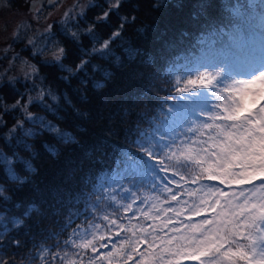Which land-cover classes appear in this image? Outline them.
<instances>
[{
	"label": "snow or ice",
	"instance_id": "1",
	"mask_svg": "<svg viewBox=\"0 0 264 264\" xmlns=\"http://www.w3.org/2000/svg\"><path fill=\"white\" fill-rule=\"evenodd\" d=\"M45 7L54 12L40 24ZM121 7L122 0H104L103 7L92 0H48L39 8L33 4L37 26H28L32 36L23 45L31 58L12 48L21 39L19 29L2 50L7 67L0 71V87H11L15 97L11 104L0 97V128L7 127L6 115L18 112L21 117L4 139L11 143L24 130L25 136L44 135L73 145L88 168L49 193L53 218L68 205L77 211L68 210L59 231L45 235L36 224L41 242L33 241L27 260L16 255L25 243L10 238L11 230L23 231L25 220L0 211V264H264V0L251 5L260 10L258 36L249 22L229 33L216 28L211 45L203 46L202 38L191 44V30L181 27L192 18L178 14L177 23L159 33V50L152 55L123 45L125 25L135 16L119 17L106 38L98 33V28L110 27L108 21ZM154 7L172 6L157 0ZM214 7L211 0H199L194 22L213 29ZM96 8L101 11L89 18ZM82 35L91 47L81 45ZM118 40L123 56L151 66L153 80L162 71L168 86L156 93L141 89L138 96L149 99L153 110L137 114L135 123L121 129L123 141L113 139L111 131L87 142L77 140L53 120L68 122L73 114L83 118L72 101L87 100L80 91L85 85L103 88L97 76L105 83L112 79V72L92 61L120 64L113 51ZM190 44L199 51L189 52L185 45ZM52 81L67 92L57 95ZM134 103L130 98L129 105ZM26 122L33 127L25 130ZM24 148L30 150L28 144ZM42 151L55 156L57 148L44 143ZM0 162L22 186L13 160L2 151ZM23 165L36 171L28 161ZM0 198L9 199L3 185ZM8 248L14 251L10 254Z\"/></svg>",
	"mask_w": 264,
	"mask_h": 264
},
{
	"label": "trees",
	"instance_id": "2",
	"mask_svg": "<svg viewBox=\"0 0 264 264\" xmlns=\"http://www.w3.org/2000/svg\"><path fill=\"white\" fill-rule=\"evenodd\" d=\"M15 1L10 0L9 2L12 4ZM165 2L172 7L167 9L156 8L154 5L157 0H122L119 14L112 16L108 21L110 27H101L97 31L103 38H106L105 34L110 33L119 24V17L128 16L131 18L135 16V21L129 19L126 23L122 42L124 47L136 48L146 55H152L154 51L159 50V33L169 31L177 23L178 14L192 18V22L186 19L184 26L181 27V31L191 30V44H197L202 38L203 46L211 45V42L217 39L214 34L216 28L222 29L224 33H229L234 28H245L247 25H245L243 17L247 23H252L257 29V36L259 35L260 10L251 7L252 4H259V0H211L215 5L214 15L211 17L214 24L213 29H207L204 24L194 22L196 19L195 5L199 0H165ZM93 3L104 6V0H93ZM177 4H183L186 7L177 8ZM47 9L49 11L51 8L47 7ZM100 11L101 8H96L95 11L88 13V17H93ZM26 16L29 17V14ZM31 16L34 17V15ZM87 22H91L90 19ZM22 24H26L27 29L20 27L21 39L12 43V48L22 58L30 59L28 50L24 49L23 45L26 43L31 30L28 28V21L22 22ZM84 26L81 25V27ZM122 42L118 40L113 46L115 55L121 57L120 64L109 65L100 59L92 61L96 64H103L113 75L107 83L102 81L99 76L96 77V81L104 83L103 88L96 89L92 85H85L80 88L81 93L87 96V100L80 103L73 99L72 104L74 109H78L84 114L83 118L78 119L73 114L68 117V122L53 120L61 128L72 132L77 140L87 142L89 138L95 139L97 136L107 135L111 131L115 134L113 139L123 141L121 129L127 127L128 122L135 123L137 114L141 112L151 114L153 110V103L149 99L143 95L138 96L141 89L148 87L153 93H156L161 88L168 86V81L163 76L162 71L153 80V68L151 66L142 64L138 58L135 61H129L126 56H123V48L120 47ZM80 43L82 46L91 47V43L85 39L84 35L81 36ZM191 44L185 45V47L189 52L195 54L199 51V47L193 50ZM8 59H11V56ZM6 64L7 60L3 56L0 59V71H3ZM65 64L69 67L73 66L71 60H66ZM18 65L19 61H17ZM42 74L47 75L48 69L42 68ZM88 76L91 78L92 73L89 72ZM51 86L56 90L57 95H60L61 92H67L63 84L52 81ZM74 87H78V85H74ZM16 88L23 91L20 83L16 85ZM0 97L4 98L5 103L11 104L14 101L15 92L11 87H0ZM69 97L71 98L70 93ZM130 98L135 101L131 106L129 105ZM31 110L38 115L46 116L49 120L53 119L51 114H46L39 107H33ZM64 110L68 111L67 108ZM20 118L18 112H12L4 117L7 127L0 128V151L13 160V169L24 180V184L21 186L12 181L8 177L7 166L0 162V185H3L5 195L9 198L7 201L0 198V211H3L5 216H15L25 220L23 231L11 230L10 238L15 237L25 243L26 246L21 248L16 255L18 260H27V257L32 254L33 241L41 242V236L37 234L38 229L35 227L36 224L45 230V235L48 231H59L58 225L66 218L68 210L77 211V207L68 205L66 209H61L60 214L53 218L49 208V193L54 192L57 186L63 187L65 183H70L69 178H75L80 175L81 171L86 170L88 162L73 145L57 143L56 140L49 141L44 135L39 137L25 136L24 130H18L15 139L9 143L4 139V136L15 120ZM30 127L33 126L26 122L25 130ZM142 127H147V125H142ZM44 143L56 146L57 153L55 156L42 151ZM24 144H28L30 150L24 148ZM23 161L30 162L36 171H29L23 165ZM17 165H20V169H17ZM144 194L146 195V192ZM78 207L80 211H83L82 204ZM24 211H28L29 215L20 216ZM7 251L11 254L14 250L8 248Z\"/></svg>",
	"mask_w": 264,
	"mask_h": 264
},
{
	"label": "rangeland",
	"instance_id": "3",
	"mask_svg": "<svg viewBox=\"0 0 264 264\" xmlns=\"http://www.w3.org/2000/svg\"><path fill=\"white\" fill-rule=\"evenodd\" d=\"M10 0H0V59L3 55V48L7 47L8 43L11 42L13 32L20 30V27L23 29H27L26 24H22V22L28 21V24L36 27L35 19L33 16H26L27 5H24L25 0H19L10 4ZM68 0H65L67 3ZM93 2V0H92ZM49 12H54L53 9L46 11L43 13L41 17L40 24L44 23L43 16H47ZM58 15L59 13H54ZM28 15V14H27ZM31 21V22H30ZM21 34V33H20ZM32 36V31L28 38ZM7 67V64L4 68ZM19 70V65L17 66V71ZM14 74V73H9Z\"/></svg>",
	"mask_w": 264,
	"mask_h": 264
},
{
	"label": "flooded vegetation",
	"instance_id": "4",
	"mask_svg": "<svg viewBox=\"0 0 264 264\" xmlns=\"http://www.w3.org/2000/svg\"><path fill=\"white\" fill-rule=\"evenodd\" d=\"M31 1H32V0H25L23 4L28 6L27 9H26L27 14H29V15H34V16H35V13H34V11H33V8H30V3H31ZM47 2H48V0H45L42 4L46 5ZM42 4H41V5H42ZM41 5L37 3V4H35V7L39 8V7H41ZM47 10H48L47 7H45V8L43 9V13H44L45 11H47Z\"/></svg>",
	"mask_w": 264,
	"mask_h": 264
},
{
	"label": "water",
	"instance_id": "5",
	"mask_svg": "<svg viewBox=\"0 0 264 264\" xmlns=\"http://www.w3.org/2000/svg\"><path fill=\"white\" fill-rule=\"evenodd\" d=\"M45 0H32L31 3H30V8H32V5L34 4H42ZM48 4V2L46 3V5Z\"/></svg>",
	"mask_w": 264,
	"mask_h": 264
}]
</instances>
